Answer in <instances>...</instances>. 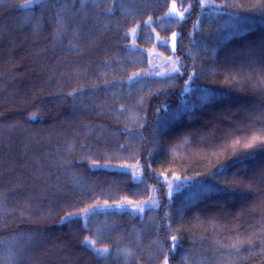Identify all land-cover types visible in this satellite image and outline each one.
Wrapping results in <instances>:
<instances>
[{
    "label": "trees",
    "instance_id": "1",
    "mask_svg": "<svg viewBox=\"0 0 264 264\" xmlns=\"http://www.w3.org/2000/svg\"><path fill=\"white\" fill-rule=\"evenodd\" d=\"M202 1L0 0V264H264V0Z\"/></svg>",
    "mask_w": 264,
    "mask_h": 264
},
{
    "label": "snow or ice",
    "instance_id": "2",
    "mask_svg": "<svg viewBox=\"0 0 264 264\" xmlns=\"http://www.w3.org/2000/svg\"><path fill=\"white\" fill-rule=\"evenodd\" d=\"M31 3L39 4L41 0H29V3L21 5L20 7L27 8L30 6ZM257 10L264 11V4H257ZM175 11V9H173ZM175 39V36L173 37ZM178 71V69L176 70ZM264 83V81H262ZM35 118V117H32ZM222 147L224 148H231L233 151V155H237V149L242 148L244 150H255L259 147H264V123L260 124L259 126L256 125L255 122H249L247 125L241 127H233L231 128L226 135L222 138ZM244 154H251V153H244ZM223 167V165H222ZM136 179H139L138 177ZM88 210H85L87 212ZM140 211H143V208H140ZM76 215L75 213H69V215L61 220V223H71L72 216ZM178 238L176 236L172 237L173 241H176ZM251 243V238L248 240ZM86 246L92 248V250L97 255H102L103 253H107L108 249H98L95 248V241H89L87 238L82 242ZM244 243V241H238L237 244L232 245V247L239 250L240 246ZM175 247V245H174ZM164 264H168V260L165 259Z\"/></svg>",
    "mask_w": 264,
    "mask_h": 264
},
{
    "label": "rangeland",
    "instance_id": "3",
    "mask_svg": "<svg viewBox=\"0 0 264 264\" xmlns=\"http://www.w3.org/2000/svg\"><path fill=\"white\" fill-rule=\"evenodd\" d=\"M202 2L206 6L210 4V0H203ZM173 9H175L174 5L171 9V13H175L176 9L175 11H173ZM159 40L162 42H166L170 46V40H167V41L161 40V39ZM149 67H150L149 68L150 72L158 74V75L175 72V70H177V67H178L177 57L174 56L173 54L171 55L162 54L156 48H152L150 50ZM131 172L135 179L137 177L139 178L140 176L139 172H136L135 167L131 168ZM167 181L169 183L170 192H171L172 190L176 188L178 179L173 178ZM153 197H154V193H152L148 198H144L139 201L124 200L122 202L109 205L108 207L116 208V209H129L135 212H142L140 211V208H143L144 210L146 207L154 206V202L152 201ZM88 211L90 212L91 209H89ZM162 264H164V262Z\"/></svg>",
    "mask_w": 264,
    "mask_h": 264
},
{
    "label": "water",
    "instance_id": "4",
    "mask_svg": "<svg viewBox=\"0 0 264 264\" xmlns=\"http://www.w3.org/2000/svg\"><path fill=\"white\" fill-rule=\"evenodd\" d=\"M174 36H175V32L172 33V38H171V41H170V49H171V51L175 50V44H174V39H173Z\"/></svg>",
    "mask_w": 264,
    "mask_h": 264
}]
</instances>
